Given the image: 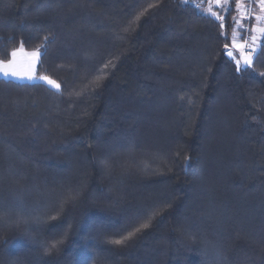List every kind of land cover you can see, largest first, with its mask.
Wrapping results in <instances>:
<instances>
[{"label": "trees", "instance_id": "1", "mask_svg": "<svg viewBox=\"0 0 264 264\" xmlns=\"http://www.w3.org/2000/svg\"><path fill=\"white\" fill-rule=\"evenodd\" d=\"M207 9L0 0V60L60 85L0 76V264H264V34L237 71L236 0Z\"/></svg>", "mask_w": 264, "mask_h": 264}, {"label": "snow or ice", "instance_id": "2", "mask_svg": "<svg viewBox=\"0 0 264 264\" xmlns=\"http://www.w3.org/2000/svg\"><path fill=\"white\" fill-rule=\"evenodd\" d=\"M255 2L258 4L259 7V15L255 16L256 21L260 25H264V0H255ZM228 4L229 0H215L216 5L220 4ZM236 8L239 9L242 13V15H251L252 9L249 7L245 9L243 7V0H236ZM215 15V13H212ZM218 19H223L222 17H217ZM234 22L237 24L238 28L242 27L239 20H234ZM224 25L221 24V28H223ZM247 31V30H246ZM252 32L264 34V26H258L254 29H251ZM252 44L249 45L247 40H243L241 42V38L238 37L237 33H233L232 38V44L234 49L238 50L239 58H236L233 51H227V55L235 60L237 71H240L242 67H249L251 68L253 65V60L255 57V54L257 53V47L255 45L256 36H251ZM228 45H225V49L227 50ZM18 53L23 54L27 57L26 65L21 69L17 70L16 64H17V55ZM11 59L7 61L0 60V72H2L5 76H16V77H24L27 76L29 79L36 78V79H43L47 81L49 85L54 86L55 88L59 89L60 85L56 83L55 80L50 79L47 76H39L34 77L36 64L40 60L41 51L40 48H37L33 50L32 52H25L23 43H21L20 48L14 49L10 53ZM261 75H264V73H261ZM81 196V190H70L67 195L63 198L60 204L61 210L66 204H75L78 202L79 198ZM166 207V206H165ZM162 209H154L152 213L143 221L141 222L138 227L133 228L132 231L127 232L126 235H122L119 238H110L109 243L114 245H124L128 240H130L132 237H134L137 233H139L141 230L146 229L150 226L151 220L159 214V211ZM51 219H56V216L50 217ZM71 225H69V228ZM68 235V229H65V231L61 234L60 238H56L53 236L51 239H46L43 241V247L45 254H51L53 252H58L60 250L61 245L64 243V239Z\"/></svg>", "mask_w": 264, "mask_h": 264}, {"label": "crops", "instance_id": "3", "mask_svg": "<svg viewBox=\"0 0 264 264\" xmlns=\"http://www.w3.org/2000/svg\"><path fill=\"white\" fill-rule=\"evenodd\" d=\"M229 2H230V0H229ZM208 4H210V3H208ZM213 4H215V2ZM245 4L251 6L252 14L248 18H244L242 16L241 11L239 10L238 20L240 21V24L242 25V27L238 28L236 33H237L238 37L241 38V42H243L245 35H247V34L255 35L256 36L255 42L257 43V41L259 39L258 35L260 36L261 34L252 32L251 29H254L258 26H264V25H260L255 19V16L259 15L260 10H259L258 4L255 2V0H243V7L245 6ZM228 5H229V3L228 4L222 3L221 5H217V6L215 5L211 12L216 13V12H218V9L220 8V6L226 7ZM211 7L207 6V8H211Z\"/></svg>", "mask_w": 264, "mask_h": 264}, {"label": "rangeland", "instance_id": "4", "mask_svg": "<svg viewBox=\"0 0 264 264\" xmlns=\"http://www.w3.org/2000/svg\"><path fill=\"white\" fill-rule=\"evenodd\" d=\"M194 2H197L199 5H201L202 3H206V5L207 6H209V7H211V8H208L207 10L211 13V11H212V9H213V7L216 5V4H213L214 2H215V0H211V1H209V2H207V1H204V0H193ZM208 3H210V4H208ZM221 5V4H220ZM217 6V5H216ZM244 8L245 9H247L248 8V5L247 4H245V6H244ZM213 13V12H212ZM217 13V12H216ZM215 13V15H217ZM244 18H248L247 16L248 15H242ZM251 16V15H250ZM258 38H260V36L258 35ZM255 45H256V47L258 48V46H257V43H255ZM24 51L25 52H32L33 50H26V49H24ZM235 55V54H234ZM11 59V58H10ZM17 64H16V68H17V70H21L25 65H26V62H27V57L26 56H24L23 54H20V53H18V55H17ZM37 66H38V63L36 64V69H35V73H34V77H39V76H45V75H39L38 73H37ZM0 76H2V77H5V78H11V79H14V80H17V81H45V80H43V79H36V78H32V79H29L27 76H24V77H16V76H11V75H9V76H5L2 72H0ZM50 78V77H49ZM51 79V78H50ZM53 80V79H52ZM45 82H47V81H45ZM57 83V82H56Z\"/></svg>", "mask_w": 264, "mask_h": 264}, {"label": "built area", "instance_id": "5", "mask_svg": "<svg viewBox=\"0 0 264 264\" xmlns=\"http://www.w3.org/2000/svg\"><path fill=\"white\" fill-rule=\"evenodd\" d=\"M204 1H207V2H209V1H211V0H204ZM195 4H197L198 5V3L197 2H195ZM251 8V6L250 5H248V8ZM247 17H249V15L247 16ZM251 34H248V35H246V37L244 38V40H247V42L249 43V45H251L252 44V40H251ZM256 55V54H255Z\"/></svg>", "mask_w": 264, "mask_h": 264}]
</instances>
